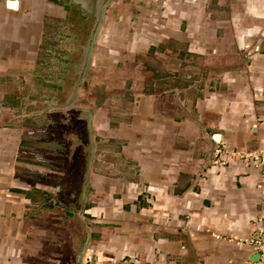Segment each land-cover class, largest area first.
Returning <instances> with one entry per match:
<instances>
[{"label":"crops","instance_id":"1","mask_svg":"<svg viewBox=\"0 0 264 264\" xmlns=\"http://www.w3.org/2000/svg\"><path fill=\"white\" fill-rule=\"evenodd\" d=\"M101 2L0 0V264H257L264 0H111L64 106Z\"/></svg>","mask_w":264,"mask_h":264},{"label":"water","instance_id":"2","mask_svg":"<svg viewBox=\"0 0 264 264\" xmlns=\"http://www.w3.org/2000/svg\"><path fill=\"white\" fill-rule=\"evenodd\" d=\"M111 0H102L101 4H100V8H97V11H96V23H95V28L93 30V33L90 37V40H89V44H88V47L86 49V58L83 62V65L81 66V69L79 71V76L76 80V85H75V88L74 90L72 91V94L70 96V99L66 102V104L64 106H68L71 102H73L77 96H78V93H79V89L87 75V72H88V69L90 67V64H91V60H92V55H93V52H94V49H95V46H96V39H97V35H98V29L101 25V23L103 22V19H104V14H105V11H106V7L110 4ZM11 4H14L11 2ZM216 139H219L220 138V135L217 134L215 136ZM215 148H214V152H215ZM88 241L86 242L80 256H79V261L82 263V264H87L84 262V255H85V252H86V249L88 247ZM253 259L255 261H258L260 259V254H255L253 256Z\"/></svg>","mask_w":264,"mask_h":264},{"label":"built area","instance_id":"3","mask_svg":"<svg viewBox=\"0 0 264 264\" xmlns=\"http://www.w3.org/2000/svg\"><path fill=\"white\" fill-rule=\"evenodd\" d=\"M229 152V147L226 144L221 145L220 147L216 148L215 155L219 158L217 163L221 164L222 166L227 163V154ZM253 246V251L257 254H260V259L257 261V264H264V236H258L252 238L250 241ZM96 250L93 247H88L87 251L84 255V262L91 263L95 260Z\"/></svg>","mask_w":264,"mask_h":264},{"label":"rangeland","instance_id":"4","mask_svg":"<svg viewBox=\"0 0 264 264\" xmlns=\"http://www.w3.org/2000/svg\"><path fill=\"white\" fill-rule=\"evenodd\" d=\"M154 62H156V60H153ZM157 63V62H156ZM59 81V80H58ZM68 82V81H67ZM67 85V83H64V86ZM66 97V96H65ZM64 112V111H63ZM62 113H59V115L61 116ZM62 117V116H61ZM69 124V122H68ZM68 126V125H67ZM75 128V127H74ZM59 132H61V134H64L65 133V125H64V122H63V125L61 124L60 125V130Z\"/></svg>","mask_w":264,"mask_h":264}]
</instances>
